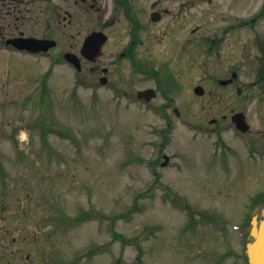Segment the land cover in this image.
<instances>
[{"label":"rangeland","instance_id":"obj_1","mask_svg":"<svg viewBox=\"0 0 264 264\" xmlns=\"http://www.w3.org/2000/svg\"><path fill=\"white\" fill-rule=\"evenodd\" d=\"M190 13L179 35L161 29L117 59L112 87L55 54L0 52V264H249L264 152L248 140L264 143V103L254 86H214L210 73L227 71L208 61L206 0ZM158 84L152 102L137 100Z\"/></svg>","mask_w":264,"mask_h":264},{"label":"flooded vegetation","instance_id":"obj_2","mask_svg":"<svg viewBox=\"0 0 264 264\" xmlns=\"http://www.w3.org/2000/svg\"><path fill=\"white\" fill-rule=\"evenodd\" d=\"M162 1L166 0H0V52L16 51L14 45L23 40H47V53L72 54L80 72L90 65L98 80L115 84L112 67L116 60H132L148 39L161 38V29L179 35L195 17L190 9L199 0H171L176 6H162ZM206 3L208 61L213 69L218 61L227 71L223 77L210 73L209 79L214 86L234 88L239 95L246 86H254L264 103V0ZM197 29L192 27L190 33ZM250 31L252 34H247ZM93 33L106 38L94 61L83 55L85 41ZM122 35L127 40L115 57L108 47ZM156 91L152 101L161 94V85H156ZM250 130L248 127L246 133L251 134ZM252 142L264 148V143Z\"/></svg>","mask_w":264,"mask_h":264},{"label":"water","instance_id":"obj_3","mask_svg":"<svg viewBox=\"0 0 264 264\" xmlns=\"http://www.w3.org/2000/svg\"><path fill=\"white\" fill-rule=\"evenodd\" d=\"M105 41V37H101L97 34L90 36L85 44L83 53L89 59H95L101 51L102 45ZM73 57V55H68ZM198 94H203L204 90L201 86L195 88ZM140 94L150 98L154 94L153 89L141 91ZM236 123L247 129V125L242 114H237L233 117ZM253 228L251 234L254 240L247 245V253L249 255L250 264H264V218L258 220L257 216L252 219Z\"/></svg>","mask_w":264,"mask_h":264}]
</instances>
